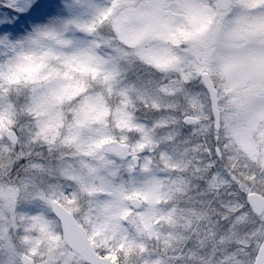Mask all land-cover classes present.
<instances>
[{"label":"snow or ice","instance_id":"1","mask_svg":"<svg viewBox=\"0 0 264 264\" xmlns=\"http://www.w3.org/2000/svg\"><path fill=\"white\" fill-rule=\"evenodd\" d=\"M0 264H264V0H0Z\"/></svg>","mask_w":264,"mask_h":264}]
</instances>
